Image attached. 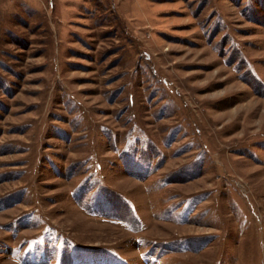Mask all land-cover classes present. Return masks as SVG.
I'll return each mask as SVG.
<instances>
[{"label":"rangeland","instance_id":"1","mask_svg":"<svg viewBox=\"0 0 264 264\" xmlns=\"http://www.w3.org/2000/svg\"><path fill=\"white\" fill-rule=\"evenodd\" d=\"M0 264H264V0H0Z\"/></svg>","mask_w":264,"mask_h":264}]
</instances>
